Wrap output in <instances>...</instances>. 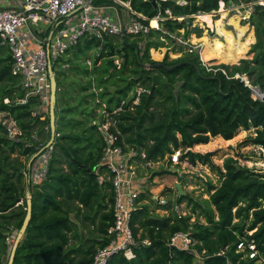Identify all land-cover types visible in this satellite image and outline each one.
<instances>
[{
  "label": "trees",
  "instance_id": "obj_1",
  "mask_svg": "<svg viewBox=\"0 0 264 264\" xmlns=\"http://www.w3.org/2000/svg\"><path fill=\"white\" fill-rule=\"evenodd\" d=\"M102 1L93 4L103 6ZM186 1L185 6L169 0L159 7L132 1L131 8L150 19L166 10L174 17H192L219 14L225 11L220 9L221 2H237ZM256 11L263 23L256 26L257 41L251 50L254 58L242 60L239 66L221 65L225 74L208 73L194 54L176 60L166 57L162 64L180 65L171 72L157 67L150 51L165 45L160 40L169 39L159 30L153 29L147 36H109L103 41L84 36L53 64L58 85L57 131L50 149L46 148L51 140L49 114L45 119L33 115L39 106L37 98L23 102L26 92L12 74L10 51L0 40V114L18 131L13 139L9 127L0 122V264L9 263L12 247L8 239L13 228L20 231L27 216L24 173L39 153L38 157L49 154L46 175L32 187V218L14 264H93L97 252L109 244L115 195L111 174L100 166L104 136L94 124L104 103L113 112L125 101L123 112L116 116L122 134L117 144L127 152H146L150 163L169 156L171 164V156L181 151V160L193 168L198 164L216 168L214 153L202 155L191 150L218 137L232 140L240 130H255L248 142L264 150V99H258L250 88L264 94V6H257ZM161 25L168 33L185 30L190 34L186 20L168 19ZM86 58L93 59L92 67L86 65ZM61 64L70 69L59 71ZM70 70L81 75V79L75 78L73 93L82 105L75 108L71 106L73 97L69 101L66 94L69 88L62 83ZM84 78L88 82L84 83ZM94 88L100 92L96 94ZM140 89V101L134 105ZM100 175L107 177L102 184ZM220 175L219 187L209 183L214 191L210 204L215 209L194 204L206 223H192L191 216L180 218L176 213L152 217L149 207L140 205L148 196L142 194L132 225L137 238L151 245L135 248L131 259L116 255L109 264H260L264 260V173L229 158ZM74 219L95 227L97 234L84 238ZM177 233L190 234V251L170 246ZM250 244L257 249L254 259L250 258Z\"/></svg>",
  "mask_w": 264,
  "mask_h": 264
},
{
  "label": "built area",
  "instance_id": "obj_2",
  "mask_svg": "<svg viewBox=\"0 0 264 264\" xmlns=\"http://www.w3.org/2000/svg\"><path fill=\"white\" fill-rule=\"evenodd\" d=\"M12 1L14 9L0 8V40L1 45L6 46L10 51L12 74L20 79V85L26 92L23 102L33 98H37L39 101V106L33 112L34 116H39L40 110L49 109L51 89L49 70L52 64L76 46L84 36L102 41L109 36H147L153 29L161 31V22L168 19L179 20L178 17L173 16L171 10H166L164 14L160 11L154 19H150L131 8L132 1L155 3L159 7L160 3L168 0H112L129 9L132 17L128 16L127 19L113 17L109 13L103 12L105 11L103 7L90 3L92 0ZM259 1L263 2L264 0ZM220 5L224 7L228 4L221 2ZM191 18H196V15ZM153 21L156 22V26H153ZM51 33L53 36L49 47H47L46 42L49 41ZM178 42L187 49L189 54L199 57L202 66L208 73L222 71L225 74L224 70L214 67L210 61L204 60L202 43H191L186 38L178 39ZM116 62L117 65H120L119 61ZM243 81L249 86V82L245 78ZM250 88L258 99H264V94L258 88ZM142 92L141 89L138 91L134 105L139 103ZM6 103L9 101L7 100ZM97 103L100 101L98 100ZM124 105L125 101L113 112H109L107 105L102 104L94 122L99 125L105 141L100 166L111 174L110 180L115 197L113 224L107 233L110 241L107 246L97 252L93 264H109L112 257L116 255H123L131 259L135 248L151 245L148 240L140 241L137 238L132 225L133 216L139 206L145 184L137 165L150 166L151 163L147 161L146 152L135 149L127 152L117 144L118 138L122 134L117 129L116 116L123 112ZM111 129L116 132H112ZM8 130L11 135L12 130ZM181 156V151L175 152L171 156V166L172 164L176 167L182 164L191 166L187 160L182 161ZM106 178V175H100L99 182L104 183ZM161 203L167 204L163 200ZM177 213L182 218L178 207ZM192 245L189 233H177L170 241L171 247L181 251H190ZM244 248L245 245H239L240 250ZM249 249L250 258H256V246L250 244Z\"/></svg>",
  "mask_w": 264,
  "mask_h": 264
},
{
  "label": "rangeland",
  "instance_id": "obj_3",
  "mask_svg": "<svg viewBox=\"0 0 264 264\" xmlns=\"http://www.w3.org/2000/svg\"><path fill=\"white\" fill-rule=\"evenodd\" d=\"M170 1L175 2L179 6H185L188 3L186 0ZM236 1V3H229L228 5H224V7L220 5V9L224 8L225 11L219 14H198L196 15V18L193 19L191 17H178L179 22L187 21V25L190 29L189 36L185 30L175 33L163 31L161 22V31L166 35L170 34L172 37L168 35V40H160L165 43V45L159 49H152L150 51L153 61L162 62L166 57H169L170 60H176L186 55H190L187 52V49L181 46L178 42V39L185 38L189 40L193 39L194 42H196L195 38H198L201 41H206L204 59L205 61L217 59V61H210L214 67H220L221 65H227L230 67L239 66L242 60H252L254 54L251 53V50L257 41L255 35L256 26L263 23L260 19L259 13L257 14L256 7L262 5L264 1ZM102 3L106 4L109 2L106 0L102 1ZM109 5L118 6L114 1L109 3ZM190 19H192V21H190ZM233 36H235L238 44ZM205 37H208L210 41L203 39ZM219 37H225L226 39H219ZM155 39H157V37H154L153 40ZM224 39L226 40V43L222 42ZM142 46H144V44H142ZM92 54L93 52L89 53V55ZM85 62L87 66L92 67L93 59L86 58ZM59 68V71L63 72L70 69L64 64H61ZM75 78L81 79V75L70 70L68 74L63 77L65 81L62 82L64 88H69L66 92L68 100L71 101L73 97V100L71 101V106L73 108L81 104V98L76 100V92L73 93L76 82ZM244 78L248 82V79L246 77ZM83 82H88V79L84 78ZM93 90L96 93L100 92V90H97L96 88ZM48 114L49 109L45 108V110H40L39 116L42 119H45ZM0 122L3 123V125H7L9 129L12 130L11 137L15 139L18 131L14 124L7 120L6 116L3 114H0ZM254 136L255 130L253 129L249 131L240 130L232 140L226 141L218 137L212 139L208 145L196 146L191 150L194 153H200L202 155L214 153L213 162L216 168L202 164H198L195 168L184 164L177 167L173 164L171 166L169 163V156H166L164 160L152 162L150 166L144 164L137 165L138 171L145 182L143 185V194L145 193L148 195L146 200L140 203V205L148 206L149 213L152 217H169L173 213L178 215V207L182 216L192 217V223L195 221L206 223L205 217L201 214L199 209L195 210L194 204L199 205L200 208L210 207L215 209L214 206L210 204V197L214 191H211L209 183L216 187L221 185L222 177L220 171L224 170V163L227 159L232 158L238 161L239 165L242 167H247L259 173H264V150L261 147L252 145L248 142V140ZM181 150L185 149L182 148ZM48 155L49 154L46 153L40 158H33L35 159L32 163L33 165L30 164L32 161L30 160L25 171V176L27 178V199L32 195V187L36 184H40L45 178L47 159H49L47 158ZM165 171L170 172L165 173ZM181 196H184L186 200L180 202L179 198ZM162 200L166 201L167 204L161 203ZM75 223L77 222L75 221ZM77 225L79 232L84 238L95 236L97 234L95 227L83 225L79 222ZM12 230L11 237L8 239L10 247L13 246L18 234L16 228H13ZM260 264H264V260L260 262Z\"/></svg>",
  "mask_w": 264,
  "mask_h": 264
},
{
  "label": "water",
  "instance_id": "obj_4",
  "mask_svg": "<svg viewBox=\"0 0 264 264\" xmlns=\"http://www.w3.org/2000/svg\"><path fill=\"white\" fill-rule=\"evenodd\" d=\"M93 3V0L90 2ZM154 5H156L154 3ZM53 33L50 34L49 37V41L46 42L47 47H49L50 45V40L52 39ZM157 67H162L164 68L166 71L171 72L174 69H176L177 67H179L180 65H176V66H166L164 64H162L161 62H158V64L156 65ZM197 71H199V68H196ZM50 84H51V89H50V104H49V117H50V126H51V140L47 145V149H50L52 147V145L54 144L55 138H56V131H57V115H56V109H57V91H58V85H57V79H56V75L55 72L53 70V67L51 66L50 70ZM260 90V89H259ZM40 154V153H39ZM36 155L34 158L39 156ZM34 161V159H32L31 163L32 164ZM32 218V196H30L27 199V216L25 218V221L23 223L22 228L20 229V231L18 232L15 241L13 243L12 246V250H11V254H10V258H9V263L8 264H14V260L16 257V253L17 250L23 240V238L25 237L26 231L28 229V226L30 224Z\"/></svg>",
  "mask_w": 264,
  "mask_h": 264
},
{
  "label": "crops",
  "instance_id": "obj_5",
  "mask_svg": "<svg viewBox=\"0 0 264 264\" xmlns=\"http://www.w3.org/2000/svg\"><path fill=\"white\" fill-rule=\"evenodd\" d=\"M117 4V3H115ZM118 6H113V5H109V4H103V7L105 11L103 12H107L109 13L110 15H112L113 17H121L122 19H127L128 16H130V11L129 9H127L126 7L122 6V5H119L117 4ZM14 2L12 0H0V8H10V9H14ZM97 6V5H95ZM100 6V5H99ZM111 6V7H109ZM236 43H237V40L235 38V36H233ZM223 39L225 37H219V39ZM203 39H206V40H209L210 39L208 37H205ZM226 39V38H225ZM224 39V41H222L223 43H226V40ZM196 42H194L193 39H191V43H202L203 46H204V50H205V47H206V41H201L199 40L198 38H195ZM244 43V42H243ZM238 44V43H237ZM210 61H217V59H213V60H210Z\"/></svg>",
  "mask_w": 264,
  "mask_h": 264
},
{
  "label": "bare ground",
  "instance_id": "obj_6",
  "mask_svg": "<svg viewBox=\"0 0 264 264\" xmlns=\"http://www.w3.org/2000/svg\"><path fill=\"white\" fill-rule=\"evenodd\" d=\"M153 26H156V22L155 21H153ZM204 51L205 50H203V58H204ZM205 60V59H204Z\"/></svg>",
  "mask_w": 264,
  "mask_h": 264
}]
</instances>
